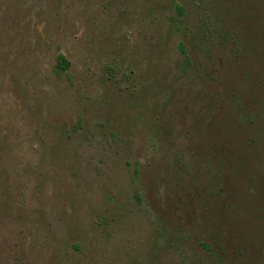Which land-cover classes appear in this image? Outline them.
I'll return each mask as SVG.
<instances>
[{
    "label": "rangeland",
    "instance_id": "obj_1",
    "mask_svg": "<svg viewBox=\"0 0 264 264\" xmlns=\"http://www.w3.org/2000/svg\"><path fill=\"white\" fill-rule=\"evenodd\" d=\"M0 264H264V0H0Z\"/></svg>",
    "mask_w": 264,
    "mask_h": 264
},
{
    "label": "trees",
    "instance_id": "obj_2",
    "mask_svg": "<svg viewBox=\"0 0 264 264\" xmlns=\"http://www.w3.org/2000/svg\"><path fill=\"white\" fill-rule=\"evenodd\" d=\"M179 48H180L181 52L184 51L182 45H180ZM68 66H69V63L66 61V59L63 56L59 55L57 57L56 68L61 70V71H65L68 68Z\"/></svg>",
    "mask_w": 264,
    "mask_h": 264
}]
</instances>
